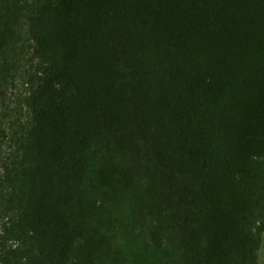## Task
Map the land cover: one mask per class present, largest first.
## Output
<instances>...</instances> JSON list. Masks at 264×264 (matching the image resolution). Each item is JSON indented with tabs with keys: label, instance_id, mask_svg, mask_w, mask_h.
Returning a JSON list of instances; mask_svg holds the SVG:
<instances>
[{
	"label": "trees",
	"instance_id": "trees-1",
	"mask_svg": "<svg viewBox=\"0 0 264 264\" xmlns=\"http://www.w3.org/2000/svg\"><path fill=\"white\" fill-rule=\"evenodd\" d=\"M22 34L0 264H259L264 0H0Z\"/></svg>",
	"mask_w": 264,
	"mask_h": 264
},
{
	"label": "rangeland",
	"instance_id": "rangeland-1",
	"mask_svg": "<svg viewBox=\"0 0 264 264\" xmlns=\"http://www.w3.org/2000/svg\"><path fill=\"white\" fill-rule=\"evenodd\" d=\"M30 44L25 34L22 40L0 58V164L16 153L21 135L29 125L30 114L26 105L29 86L25 80L30 64ZM119 240L117 244H122ZM259 264H264V232L259 250Z\"/></svg>",
	"mask_w": 264,
	"mask_h": 264
}]
</instances>
